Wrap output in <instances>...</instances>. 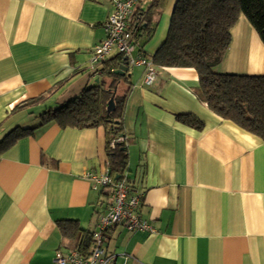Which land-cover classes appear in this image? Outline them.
Masks as SVG:
<instances>
[{
  "label": "crops",
  "instance_id": "0c3cea01",
  "mask_svg": "<svg viewBox=\"0 0 264 264\" xmlns=\"http://www.w3.org/2000/svg\"><path fill=\"white\" fill-rule=\"evenodd\" d=\"M151 2L138 0L136 10L144 14ZM175 2L165 0L136 52L151 57L161 45ZM112 10L109 0H0V141L32 129L0 153V264H55V252L68 250L58 221L92 232L105 212V193L85 176L108 168L105 129L39 126V115L94 84L89 59ZM231 37L215 70L264 76V44L243 16ZM143 70L130 66L117 91H128L126 178L155 232L112 229L115 264L121 255L126 264H264V141L196 98L194 68L157 67L151 86Z\"/></svg>",
  "mask_w": 264,
  "mask_h": 264
},
{
  "label": "trees",
  "instance_id": "16d2710c",
  "mask_svg": "<svg viewBox=\"0 0 264 264\" xmlns=\"http://www.w3.org/2000/svg\"><path fill=\"white\" fill-rule=\"evenodd\" d=\"M164 2L152 0L144 14L136 10L137 3L134 5L128 22L135 55L147 56L136 50L142 49L153 36ZM240 16L248 21L264 44V0H176L166 37L150 58L155 70L157 67L194 68L198 74L193 89L196 98L220 118L264 141V76L215 70L230 46L231 29ZM123 64L128 68L135 66L129 65L120 53L103 60L94 71L97 82L59 107L46 109L39 115V126L51 122L79 129L102 126L106 137L107 167L114 180L123 178L128 171V140L123 127L128 91H117L118 85L126 83L127 77L114 72ZM111 97L114 109L108 113L106 108ZM38 100L39 97L30 102ZM176 118L198 130L203 128V123L191 114H180ZM30 131L32 129H13L0 141V153ZM118 137L124 138L123 141L110 148V142ZM58 227L63 237L62 247L88 255L91 232L83 229L77 220H60Z\"/></svg>",
  "mask_w": 264,
  "mask_h": 264
},
{
  "label": "built area",
  "instance_id": "2783aa9c",
  "mask_svg": "<svg viewBox=\"0 0 264 264\" xmlns=\"http://www.w3.org/2000/svg\"><path fill=\"white\" fill-rule=\"evenodd\" d=\"M113 10L103 23L105 32L104 39L97 44L89 59V68L94 71L101 62L106 59L110 52L115 49L122 54L129 65H142L144 67L142 83L151 86L156 81V70L152 59L148 56L135 55V46L132 43V34L128 22L137 0H109ZM124 138L113 139L109 146ZM94 182L106 195L105 212L99 215L95 229L90 236V249L87 256L81 255L76 250H60L54 254L55 264H115L117 254L107 249L109 233L117 226H122L130 232L144 231L155 232L150 222L140 216L142 194L136 192L130 186L126 174L119 180H114L108 168L99 175H85ZM123 264H126L129 256L121 255Z\"/></svg>",
  "mask_w": 264,
  "mask_h": 264
},
{
  "label": "water",
  "instance_id": "95a60500",
  "mask_svg": "<svg viewBox=\"0 0 264 264\" xmlns=\"http://www.w3.org/2000/svg\"><path fill=\"white\" fill-rule=\"evenodd\" d=\"M128 71V67L127 65L123 64V65H119L118 69H116L114 72L120 76H124L125 73ZM98 79H95V82H97ZM114 109V100L113 97H111L107 103V112L109 113L110 111H112Z\"/></svg>",
  "mask_w": 264,
  "mask_h": 264
}]
</instances>
